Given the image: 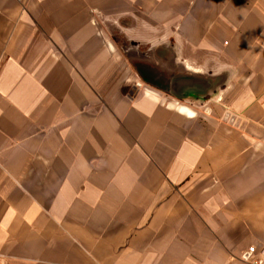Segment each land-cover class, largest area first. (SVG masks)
Returning a JSON list of instances; mask_svg holds the SVG:
<instances>
[{"label":"crops","instance_id":"obj_1","mask_svg":"<svg viewBox=\"0 0 264 264\" xmlns=\"http://www.w3.org/2000/svg\"><path fill=\"white\" fill-rule=\"evenodd\" d=\"M114 34L152 45L164 90ZM250 246L264 0H0V264H250Z\"/></svg>","mask_w":264,"mask_h":264},{"label":"water","instance_id":"obj_2","mask_svg":"<svg viewBox=\"0 0 264 264\" xmlns=\"http://www.w3.org/2000/svg\"><path fill=\"white\" fill-rule=\"evenodd\" d=\"M115 40L117 41L120 50L124 54L125 58L128 59L130 64L132 65L133 69L136 71V73L139 76V79L142 83L157 88V89H163L164 85H161L159 83V80L157 77L152 76V71L154 68H150L148 66L149 63V56L152 54L150 51L152 49V45L148 48L144 49L143 46H139L129 40H126L123 36H120L118 34H114ZM157 70V68H155ZM136 88H140V83L135 84ZM179 100L185 102V103H191L192 98L190 94L183 93L181 95H174Z\"/></svg>","mask_w":264,"mask_h":264},{"label":"built area","instance_id":"obj_3","mask_svg":"<svg viewBox=\"0 0 264 264\" xmlns=\"http://www.w3.org/2000/svg\"><path fill=\"white\" fill-rule=\"evenodd\" d=\"M247 253L250 257L244 260H246L250 264H262L264 262V248L256 250L255 247L250 246L247 248ZM254 255L256 256V258L253 257Z\"/></svg>","mask_w":264,"mask_h":264},{"label":"rangeland","instance_id":"obj_4","mask_svg":"<svg viewBox=\"0 0 264 264\" xmlns=\"http://www.w3.org/2000/svg\"><path fill=\"white\" fill-rule=\"evenodd\" d=\"M120 51H121V50H120ZM121 54H122L123 57H125L124 54L122 53V51H121Z\"/></svg>","mask_w":264,"mask_h":264}]
</instances>
